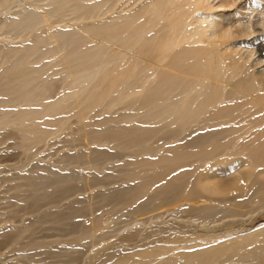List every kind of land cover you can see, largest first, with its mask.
Masks as SVG:
<instances>
[{
  "label": "bare ground",
  "instance_id": "1",
  "mask_svg": "<svg viewBox=\"0 0 264 264\" xmlns=\"http://www.w3.org/2000/svg\"><path fill=\"white\" fill-rule=\"evenodd\" d=\"M216 1L0 0L9 264H264V223L227 220L264 208V0Z\"/></svg>",
  "mask_w": 264,
  "mask_h": 264
},
{
  "label": "rangeland",
  "instance_id": "2",
  "mask_svg": "<svg viewBox=\"0 0 264 264\" xmlns=\"http://www.w3.org/2000/svg\"><path fill=\"white\" fill-rule=\"evenodd\" d=\"M211 2H213V0H211ZM216 2H218V0L216 1ZM246 11H253L251 8L250 9H246ZM256 47H258L257 48V56L258 55H261L262 57L264 56V46H259V45H256ZM261 50V51H260ZM62 141H58V142H56L55 144H52V146L50 145L49 147V150H47L48 152H50V151H52V152H50V154H49V159H56L57 158V160L60 158V156H62L65 152H66V148L68 147H66V144H65V142H62ZM62 146V148H61V146ZM63 144L65 145V146H63ZM60 147V148H59ZM65 147V148H64ZM59 150H57V149ZM51 149V150H50ZM53 150H54V154H53ZM63 150V151H62ZM62 151V152H61ZM65 151V152H64ZM56 152V153H55ZM59 152V153H58ZM53 154V155H52ZM56 155V156H55ZM59 155V156H58ZM54 156V157H53ZM56 157V158H55ZM12 157H10V156H7L6 154H0V164H6L7 162H9V163H11V161H10V159H11ZM9 160V161H8ZM6 162V163H5ZM1 188H0V192L2 193V195H1V199H0V218L1 217H3V218H5V219H7V217H8V219H11V220H14V221H16V217H17V221H20L19 219H20V214L18 215L19 216V218H18V216H15L14 218H11L10 217V215L8 214L9 213V211L11 210V208H12V205H13V203L16 201V199L14 198L13 199V197L11 198V196H13V191L12 192H10V191H8V189L10 188L9 186H6V187H2V186H0ZM9 187V188H8ZM8 188V189H7ZM6 189V190H5ZM8 191L9 192V194H6V193H8V192H5V191ZM5 192V193H4ZM78 196V195H77ZM74 197H76V195L74 196ZM8 198H9V200H8ZM10 203H11V205H10ZM1 205L3 206V207H5V208H3V207H1ZM10 205V207H9V209H8V206ZM1 208H3V209H1ZM6 211H5V210ZM3 211V212H2ZM1 213H2V215H1ZM3 213H5V214H3ZM7 213V214H6ZM7 216V217H6ZM183 216H185V217H182V218H180L179 220H183V221H185V222H188V223H185V224H181V226L180 225H176V226H174L175 228H173L172 227V229H170L169 231H171V232H178L179 234H181V233H183L182 235H184L185 234V236L187 237V238H195L196 237V235L197 236H199V235H204V236H207V237H211V236H214V235H217V234H220V233H224L226 230H227V228H229V226H228V223H231V228L232 229H230L229 228V230H232V231H243V230H246V229H253V228H255L257 225H259V224H262V223H264V208H261L260 210H257V211H254V212H252V213H247L246 215H244V217L243 218H240V219H227L229 222L227 223V226H226V224H225V226H224V223L227 221V220H219V221H216V220H208V219H206V220H204V219H201V218H193V217H189L188 218V216H190L189 214H185L184 213V215ZM190 218H191V220H190ZM5 219L3 220L2 219V221L0 220V229L1 228H5L9 223L7 222V220H6V222H5ZM169 219V218H168ZM85 220H88V217H86V219ZM189 220V221H188ZM192 220H193V222H192ZM237 220V221H236ZM214 221H215V223H214ZM236 221V222H235ZM217 222V223H216ZM6 223V224H5ZM149 223V224H148ZM143 225H145V229H143L144 231V233L142 234L143 236L144 235H146V233H148V231L150 230V228H154L155 226H156V223H155V221L154 220H151L150 222L149 221H147V222H145V223H143ZM146 225H148V226H146ZM182 225H184V226H186V227H184V226H182ZM189 227V228H188ZM44 228H47V230L46 229H44ZM44 228L42 227L41 229H43V230H41L40 229V233H39V236H41V237H45L46 239H48V240H51L53 237H54V239H57V238H60V240H64V239H66L65 237H64V235L65 236H67V238H69L68 236H69V234H70V232L68 231L67 233H66V231L67 230H62L61 231V229H56V231L55 230H52V229H50V226L47 224V225H45L44 226ZM147 228H149V229H147ZM178 228V229H177ZM50 230V231H49ZM42 231V232H41ZM124 231L125 230H123V233H124ZM159 232H161V231H159ZM43 233V234H42ZM66 233V234H65ZM72 234V233H71ZM62 235H63V237H62ZM72 235H75V234H72ZM122 235V232H121V234L120 235H110L109 237H108V240H110V238H112L113 240H114V238L116 239V238H118V237H120ZM0 237H1V233H0ZM61 238H63V239H61ZM54 239H52V240H54ZM111 239V240H112ZM3 246H5V247H3ZM8 245H2L1 244V246H0V254H4L5 255V258H6V264H9V262H11L12 260H13V258L12 257H14V256H10V254H12L13 255V251L11 250V247L10 246H8ZM2 248V249H1ZM92 250L91 248L89 249L88 248V250H87V253L86 252H84L83 253V255L81 256V258H80V260H79V264H81V262L82 263H87L88 262V260H87V258H86V256L87 257H90L91 255H87V254H89V252ZM10 252V253H9ZM15 252V251H14ZM92 252V251H91ZM91 252H90V254H91ZM15 254V253H14ZM82 257H85L84 258V260H83V258ZM87 260V261H86ZM84 261H86V262H84ZM95 261V262H94ZM94 262V263H93ZM99 262H100V258L98 259H94V260H90V264H99ZM88 264V263H87Z\"/></svg>",
  "mask_w": 264,
  "mask_h": 264
}]
</instances>
